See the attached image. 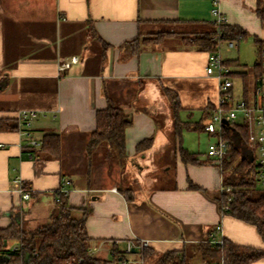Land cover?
Returning a JSON list of instances; mask_svg holds the SVG:
<instances>
[{
	"label": "crops",
	"instance_id": "0c3cea01",
	"mask_svg": "<svg viewBox=\"0 0 264 264\" xmlns=\"http://www.w3.org/2000/svg\"><path fill=\"white\" fill-rule=\"evenodd\" d=\"M259 1L264 4V0H0V122L17 126L15 131L0 130V229L15 219L27 232L49 221L46 226L50 225L56 192L68 180L69 205L91 210L86 227L93 239L92 256L111 260L112 253H124L127 242L134 241L159 253L185 249L194 257L193 264H206L194 245L217 225L224 238L240 247L264 250L255 226L221 212L216 199L223 185L220 167L209 160L207 151L185 147L183 133L174 134L171 102L162 87L177 93L180 114L188 117L182 121H199L203 109L219 100L218 79L206 72L209 53L184 45L178 36L143 47L128 58L121 50L139 35L177 26L184 31L209 29L217 8L227 24L248 33L246 40L253 41L257 54L254 39L264 40V22L256 12ZM74 56L78 63L60 73L59 65ZM233 83L236 97H242V79L235 77ZM253 91L251 81L250 104ZM109 99L132 118L125 134V165L107 159L104 145L91 154L87 151L96 113L107 108ZM21 111L39 113L32 123L34 139L42 141L50 133L61 136L60 160L45 156L41 147L28 146L18 128ZM156 111H163V121ZM148 138L153 139L151 147L137 152V145ZM181 146L200 164L184 163ZM17 177L33 189L29 201L10 191ZM18 245L16 240L8 243L11 248ZM126 259L142 264L136 253ZM252 264H264V259Z\"/></svg>",
	"mask_w": 264,
	"mask_h": 264
},
{
	"label": "trees",
	"instance_id": "16d2710c",
	"mask_svg": "<svg viewBox=\"0 0 264 264\" xmlns=\"http://www.w3.org/2000/svg\"><path fill=\"white\" fill-rule=\"evenodd\" d=\"M257 15L264 22V4L258 2ZM178 36L186 46H197L205 52H215L219 45L235 41L239 44L246 40L248 33L237 26L214 22L206 30L184 32H156L139 35L137 39L121 46L124 57L138 55L143 47L161 44L166 38ZM257 45V60L248 68L237 61H224V65L233 69L231 77H240L243 82V97L248 101V90L251 81L264 74L260 58L264 49V40L255 38ZM235 68H242L239 71ZM163 93L170 99L174 120V134L181 137L184 130L204 131L205 123L210 119L215 106L207 105L203 109L202 118L196 123L182 121L180 112L183 110L177 93L162 87ZM132 125V118L110 99L104 110L96 113V129L91 133L87 151L91 154L97 147H107V159H116L125 165L127 161L126 130ZM17 126L1 121L0 130L15 131ZM222 136L228 141L230 151L225 157L221 172L223 187H231L230 193L219 191L216 199L223 214L235 217L245 223L255 226L264 240V187L260 183V166L256 159V150L249 141V130L246 124L236 123L226 126ZM153 143L152 138L143 140L137 145V152L148 150ZM40 151L49 158L60 160L62 157V138L59 134H46L42 140ZM181 160L186 164H200L195 154L184 147L179 148ZM191 188H196L191 185ZM68 196V195H67ZM58 195L57 202L51 215V224L41 226L34 231L21 229L15 221L5 229H0V264H118V259L111 260L90 255V245L93 239L87 232L86 222L91 214L88 207H73L68 203V197ZM211 234L194 245L201 260L206 264L223 260L225 264H252L264 259V250L240 247L224 238L223 245L214 246ZM16 240V248L8 246ZM132 253L139 255L142 264H193V256L186 250L159 253L152 248L142 247ZM126 259V256H125Z\"/></svg>",
	"mask_w": 264,
	"mask_h": 264
},
{
	"label": "built area",
	"instance_id": "2783aa9c",
	"mask_svg": "<svg viewBox=\"0 0 264 264\" xmlns=\"http://www.w3.org/2000/svg\"><path fill=\"white\" fill-rule=\"evenodd\" d=\"M217 4V1H216ZM213 14L216 16L215 23L219 26L225 23V18L220 14L219 10L215 8ZM229 49L237 48L235 41L227 43ZM219 45L217 51L210 52L206 72L209 75H214L219 82V100L215 105L210 119L204 125V131L210 135L215 136V141L211 142L208 146L207 156L209 160L218 165L221 169L222 163L230 151L228 141L222 136V130L226 126H230L236 122L241 125L246 124L249 130V141L251 146L256 150L257 163L260 166V183L264 187V74L255 79L254 82V101L250 104L242 96L237 98L234 93V83L231 74L233 69L224 65L225 59L221 55V48ZM260 62L264 69V49L261 52ZM78 63L76 56L72 57L68 62L59 65V72H65L72 65ZM37 111H21L18 116L19 131L26 137L27 144L31 148L42 147V141L33 138L32 123L38 117ZM70 182L64 180L61 188L57 191L58 195L67 196L69 193ZM116 191V188L113 189ZM233 189L231 187L224 188L221 186L220 191L223 193H230ZM10 191L18 193L22 200L29 201L33 195V189L28 187L21 177H17L11 182ZM59 197L56 198L58 202ZM211 243L214 246L223 245L224 235L221 225H217L214 232L211 234ZM142 247H147L146 244L141 243L138 245L134 241H128L124 249V253H112L118 259V264H130L125 259V256L132 254L135 250ZM90 255L92 253L90 252ZM208 264H225L223 260L219 262H210Z\"/></svg>",
	"mask_w": 264,
	"mask_h": 264
},
{
	"label": "rangeland",
	"instance_id": "374dc122",
	"mask_svg": "<svg viewBox=\"0 0 264 264\" xmlns=\"http://www.w3.org/2000/svg\"><path fill=\"white\" fill-rule=\"evenodd\" d=\"M180 26H177L176 29L170 30V31H163V32H184ZM82 42V41H80ZM75 45V43H74ZM229 48L228 45L225 44L221 48V55L223 59L229 58L230 60H239L243 64H247L248 67H252L254 63L257 60V54L256 51L254 50V44L253 41L251 40H243L239 44H237V48L233 49L231 52H228ZM236 83L237 87L241 86V80L240 79H235L234 80ZM157 115V118L160 119L161 121L164 120L165 115L163 111H156L154 112ZM182 120H187L188 117L186 114L181 113L180 114ZM196 120L198 118V113L195 114L194 117ZM194 119V120H195ZM199 120V119H198ZM164 124V123H163ZM206 133V132H192V131H183V138H184V145L185 147L187 146H193V148H199L200 151L206 152L208 148L209 142H214L215 138L212 137V135ZM213 138V139H212ZM161 163V160L159 161ZM160 165V164H159ZM130 179L133 183H137L135 180H133L130 176ZM160 185H164V182H161ZM50 223V221H49ZM49 223H43L41 226H46V224ZM14 241V240H13ZM141 262V261H140Z\"/></svg>",
	"mask_w": 264,
	"mask_h": 264
}]
</instances>
